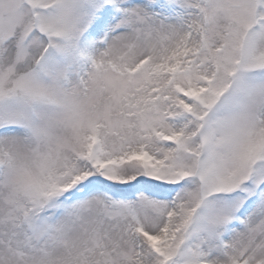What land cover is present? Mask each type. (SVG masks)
<instances>
[{"label":"snow or ice","instance_id":"obj_1","mask_svg":"<svg viewBox=\"0 0 264 264\" xmlns=\"http://www.w3.org/2000/svg\"><path fill=\"white\" fill-rule=\"evenodd\" d=\"M0 264H264V0H0Z\"/></svg>","mask_w":264,"mask_h":264}]
</instances>
